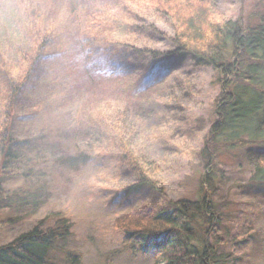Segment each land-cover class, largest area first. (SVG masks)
Here are the masks:
<instances>
[{
    "label": "rangeland",
    "instance_id": "1",
    "mask_svg": "<svg viewBox=\"0 0 264 264\" xmlns=\"http://www.w3.org/2000/svg\"><path fill=\"white\" fill-rule=\"evenodd\" d=\"M211 2L212 22L240 19L248 26L264 5ZM173 25L146 0H0V121L8 79L27 71L30 57L25 58L45 32L50 34L36 59L41 84L18 107L15 123L18 137L32 140V150L17 153L21 161L30 160L24 167L34 172L25 180L13 171L0 182V246L36 226L48 228L55 214L71 222L82 264L153 263L154 251L142 255L124 248V230L116 221L125 215L140 218L157 203L198 198L200 151L221 91L216 72L191 60L174 59L176 67L169 71L159 60L158 75L144 78V71L156 66L141 73L137 66L149 57L145 52L173 50ZM81 52L99 62L85 67L76 59ZM139 55L144 56L135 58ZM105 69L112 74H97ZM31 105L37 107L34 115ZM125 145L136 157L156 163L152 175L163 195L148 189L126 195L135 174L124 160ZM263 148L244 145L218 157L225 181L215 202L228 229L222 230L228 244L221 250L237 256L231 264H264V190L246 187L249 150ZM32 197L40 205L19 206Z\"/></svg>",
    "mask_w": 264,
    "mask_h": 264
},
{
    "label": "trees",
    "instance_id": "2",
    "mask_svg": "<svg viewBox=\"0 0 264 264\" xmlns=\"http://www.w3.org/2000/svg\"><path fill=\"white\" fill-rule=\"evenodd\" d=\"M146 1L156 14L169 17L175 25L174 36L170 38L172 51L145 52L149 57L137 66L141 73L147 66H156L154 70L144 71L148 73L144 78L158 75L159 60H163L161 68L167 71L174 70V59L191 60L198 68L216 72L221 91L215 102V119L200 151L202 173L198 198L157 203L140 218L121 217L116 223L124 230L122 244L125 249H137L142 255L157 252L159 256L153 264H231L237 261V256L221 250L228 244L221 236L222 230L228 229L223 223L220 205L215 202L225 181V172L219 169L217 162L219 154L240 146H264V5L257 22L248 26L240 19L212 22L211 0ZM257 1L264 4V0ZM49 35L44 33L34 59V53L25 58L30 57L27 71L17 79H8L0 121V182L7 176L5 174L12 175L13 171H16L13 177L25 180L33 175L32 167H24L29 166L30 160L26 157L21 161L17 153L18 149L32 150V140L18 137L15 123L19 121L18 107L31 99L41 84L36 66H42L36 65V59L47 47ZM142 56L135 58L142 59ZM128 58L132 59L131 54ZM36 108L31 105L30 114L37 113ZM122 152L135 174L134 183L125 189L126 195L145 189L163 195L164 189L152 175L156 163L136 157L137 152L126 145ZM248 165L251 170L246 187L264 190V148L255 153L249 150ZM36 172L43 173V170L38 167ZM3 195L0 187V204L4 201ZM15 196L19 195L15 193ZM32 198L30 203L23 199L19 206L40 205V200ZM53 221L46 229L36 226L0 246V264H82L83 255L77 248L69 219L54 214ZM230 243L235 244V240Z\"/></svg>",
    "mask_w": 264,
    "mask_h": 264
},
{
    "label": "clouds",
    "instance_id": "3",
    "mask_svg": "<svg viewBox=\"0 0 264 264\" xmlns=\"http://www.w3.org/2000/svg\"><path fill=\"white\" fill-rule=\"evenodd\" d=\"M78 62H81L85 67H93L94 64L98 63L99 60L97 57L92 56L89 58V54L87 52H81L77 57H76ZM97 74L99 75H111V69H105L102 71H99Z\"/></svg>",
    "mask_w": 264,
    "mask_h": 264
},
{
    "label": "bare ground",
    "instance_id": "4",
    "mask_svg": "<svg viewBox=\"0 0 264 264\" xmlns=\"http://www.w3.org/2000/svg\"><path fill=\"white\" fill-rule=\"evenodd\" d=\"M175 64H176V63H175ZM175 64H174V67H176ZM150 252H151V251H149V253H150ZM149 253H145V254H143V255H147V254H149ZM158 256H159V254H158L157 252H155L154 255H153L154 259H156ZM152 264H153V263H152Z\"/></svg>",
    "mask_w": 264,
    "mask_h": 264
}]
</instances>
